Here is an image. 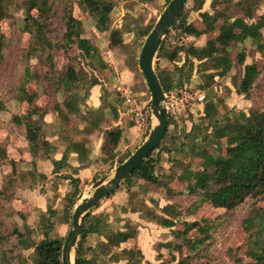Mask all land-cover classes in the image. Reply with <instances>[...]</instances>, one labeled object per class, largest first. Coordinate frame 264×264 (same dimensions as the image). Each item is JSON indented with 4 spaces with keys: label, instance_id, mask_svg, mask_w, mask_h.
Returning <instances> with one entry per match:
<instances>
[{
    "label": "trees",
    "instance_id": "trees-1",
    "mask_svg": "<svg viewBox=\"0 0 264 264\" xmlns=\"http://www.w3.org/2000/svg\"><path fill=\"white\" fill-rule=\"evenodd\" d=\"M57 1L60 0H0V63L4 58L3 49L10 42L1 32V23L13 18V11L18 7H22L25 12L21 33L29 35L27 46L20 49L27 64L24 75L16 88L17 94L15 93L14 96L23 106L26 104L27 109L25 113L15 115L13 121L25 128L24 138L28 143V155L31 157L29 160H31L32 168L27 171L20 170V165L15 160H12L11 164L14 175L22 173L26 174V177L22 176L23 178H34L32 183L28 184L30 188H35L36 177H46L37 172L38 159H51L54 171H59L68 165L69 154L76 152L80 166L74 167L75 171L90 164V140L80 137V134H92L96 131L102 135L101 161L103 162L114 161L117 158V148L123 135L119 127L102 126L108 112L113 115L114 120L118 119L116 107L107 103L104 97H101V105L98 108L90 107L86 103L91 88L101 84L100 77L94 71L102 72L110 66L102 57L100 48L83 35V20L74 14V0H64L62 14H58L61 33L59 36L53 35L55 32L53 19L56 17L54 9ZM167 1L169 3L170 0ZM204 1L195 0L194 9L201 10ZM79 2L81 9L94 18L96 29L109 33L108 46L111 49L127 46L124 43V33L132 30L126 31V29L111 27L110 14L114 4L110 0H79ZM259 6L260 0H238L236 2L234 0H212L213 13L210 11L200 13L205 25L203 30L187 22L184 10L172 28H177L191 36L198 37L203 34L210 36L203 46L191 44L183 49H185L188 61L192 57L196 58L201 61L200 65L203 70H214L207 75L211 80L216 75H226L235 61L241 64L242 71L235 78L234 84L238 92L245 95L250 94L255 81L262 73V67L255 58L251 63H246L248 55L245 50L238 52L235 60L230 50L235 45L251 39L256 45L257 52L260 53L264 67V42L262 40L264 14H258ZM138 25L134 30L138 36L145 39L152 25ZM166 47L164 40L158 57L167 56ZM72 48L78 50L75 56L70 54ZM58 50H62L68 58V67L57 72V76L48 77L47 80L53 89L52 95L57 92L63 95V100L56 101L53 106V111L57 113L61 124L59 135L67 145L61 160L51 158L57 147L48 140L47 123L43 120V115L50 109L44 108L39 103L41 93L49 91L43 82L45 76L42 77L29 63L32 58H39L42 63L45 60L50 66V71L56 74L52 63L54 52ZM168 56L174 59V56L170 54ZM82 61H85L92 69L90 74H86L83 67H77L76 64ZM191 65L193 69V61ZM183 67H177V69L181 70ZM188 74L184 76L180 73L177 78H174L167 70L158 72L165 92L183 86ZM29 85L34 87L31 92L28 90ZM81 85L85 87L83 94L79 90ZM49 101L50 97L46 102ZM221 104V100H215L213 97L206 98L204 117L210 120L209 124L194 123L192 129L186 133L187 141L184 140L179 147L180 150L188 148V151H191L195 157L201 159V167L194 170L182 158L173 160L175 170L170 174V181L177 179L184 183L187 193L194 197V201L185 210H182L177 203H168L159 210L161 213H158L157 208L145 202L142 208L136 207L131 210L140 211L142 218H156L159 224L171 228L173 239L156 245V250L159 252L158 257L161 256L162 248L169 249L170 262L161 261L158 264H189L188 257L183 255L184 247L195 251L203 250L207 239L210 238L212 224L205 219L188 220L183 216L184 211L187 214H194L205 203H211L216 208H224L232 212L248 198L253 199L252 207L243 219V227L249 233L248 254L253 258L251 264H264V105L263 108H252L249 113L235 110H231V113H222ZM4 109H6V104L0 98V112ZM172 121L170 119V125ZM80 123L83 128L79 127ZM168 130L156 149H167L164 148L163 140L169 135ZM224 138L227 139L225 144L223 143ZM154 151L118 188L125 183L129 192L133 194L131 188L135 179L147 184L168 186V182L160 180L156 174L158 160L153 157ZM167 151L172 150L168 148ZM131 154L129 152L120 158L119 164ZM176 169L181 170V173H178L179 170ZM80 183V178L71 176L72 190L64 197L67 203L65 213H69L71 220L73 213L69 210L73 211L75 208L80 193ZM167 191L174 196L175 190L168 188ZM20 215L26 221L27 214L20 213ZM56 215H58V210L52 206H49L45 212L38 211L37 224L42 232L41 238L37 241L34 238H28L27 234L31 232L29 228L27 226L18 227L12 231L18 241L15 244L11 243V237L4 229L3 222L0 221V264H13L16 256L13 245L18 244L22 249H33L34 264H63L62 247L66 237L52 234L55 225L53 217ZM26 225L30 224L26 221ZM194 230L198 231V235L190 236L189 233ZM91 234L102 237L103 240L99 241L98 247L105 255L113 252L111 256L113 262L107 261L105 264H119L122 259L126 260V264H154L145 261L144 254L139 247L122 248L114 252L115 248H120L124 242L136 236L137 227L126 222L124 227L115 229L105 212L94 214L92 210L83 218L82 234L75 250L76 264H93L97 259V256L94 258L87 256L88 250L95 251L93 247L87 245V238ZM175 253H179V259Z\"/></svg>",
    "mask_w": 264,
    "mask_h": 264
},
{
    "label": "rangeland",
    "instance_id": "rangeland-1",
    "mask_svg": "<svg viewBox=\"0 0 264 264\" xmlns=\"http://www.w3.org/2000/svg\"><path fill=\"white\" fill-rule=\"evenodd\" d=\"M60 1H57V5L54 9L56 13V17L53 19V28H55L54 36H59L61 33V22L58 14H62L64 0ZM110 1L114 4L113 10L110 14L111 27L126 29V31L128 29L132 30L127 31L124 34V39L128 45L126 47H117L113 53L108 51V48L103 45L104 43L109 42V33L98 31L95 27L94 18H92L88 12L81 9L79 0H74V14L83 20V35L100 48L102 57L107 60L110 66V68L102 72L94 71L101 79V86L98 84L100 89H96V94L94 93V89L93 91L91 90L89 97L86 99V103L88 105L91 104L92 107H94L93 104L100 102L101 100L99 99L104 97L107 103L116 107L118 119L114 121L113 115L108 112L102 126H116L115 122H117V124L122 122L121 113L127 114L128 117L126 122L129 123L133 120L138 126L136 132L139 131V134L136 136V133H134L131 136H126L124 131L125 129L127 130V128H124L122 125H117V127L122 129V136L124 137V142L122 139L117 148V158L114 161L109 162H103L99 159L95 160L94 163L96 164V170L93 175L88 179H84V181L81 180L80 193L77 202H79L82 197L89 195L90 186L97 179L112 173L114 168L120 165L119 159L129 152H134L149 134V131L147 130L148 128L140 127L135 120L136 110H143L149 108V106L151 108V91L149 90L145 77L139 67V54L145 39L138 36L134 28L138 24V26L152 25L153 27L166 8L168 1ZM236 1L238 0H234V2ZM211 2L212 0H205L202 9L196 10L194 9L195 0H188L184 8L187 22L193 23L199 29L203 30L205 25H203L201 21L200 13L204 11H210L213 13ZM257 12L258 14H264V0H260V6ZM24 19V9L18 7L13 11V18H9L1 23V32L10 40V42L8 41L9 45L3 49L4 58L0 63V98L6 104V109L0 112V221L3 222L4 229L9 233L12 244L18 243L15 234H12V231L18 227L24 228L27 226L31 231L27 234L28 238H34L36 241L42 236V232L37 224V220L39 219L38 211L35 212L34 215L32 214V211L27 209L33 204L31 199H29L32 195L28 194V192L34 193L40 191L42 195L47 194L49 197H52L53 194L57 192L53 187V184L50 182L51 179L49 180L46 177L42 178L38 176L35 178V188L37 190L28 187V184L32 183L34 178H25L26 174L22 173H19L17 176L14 175L11 164L12 160H15L20 165V170H29V167L26 166V164H28L27 156L29 148L28 143L24 138L25 128L23 125H19L13 121L15 115L23 112L25 113L27 109L26 104L23 106L20 100L14 97L16 88L24 75V69L27 64L25 58L20 52L21 48L27 46L29 40L28 34L21 33ZM13 23L15 24L14 26ZM262 34V40L264 42V29L262 30ZM209 37V35L204 36V34L198 37L191 36L177 28L171 29L165 37L167 46L166 53L174 56V59L172 60L168 54L167 56H157L155 59L156 71L163 72L167 70L174 78H177L180 73H183L185 76L189 72V76L187 75L189 79H185L183 86H179L176 89L179 90L187 85V88L192 90V92L202 91L205 93L206 98L213 97L215 100H221L222 113H231V110L249 113L252 108H263L264 67L262 66V60L260 58L257 59L260 56V53L257 52L254 42L251 39H247L243 43L235 45V47L230 50L231 56L234 60L236 59L238 52L245 50L248 55L246 62H251L256 57L255 60H257L259 66L262 67V73L255 81L250 94L245 95L240 94L234 84L235 78L242 71V65L237 61H235V64L226 75H216L213 80L208 78L207 75L214 72V70H203L200 65L201 61L196 58L192 57V59L188 61L185 49L183 48H187L191 44H194L195 46H203ZM75 53L78 54L76 48L70 49L71 55L75 56ZM192 61L193 69L191 67ZM29 63L42 77L45 76L43 82L45 87H48L49 90L41 93L39 103L44 108L50 109L46 113L48 114L46 116L48 120L54 119L51 124L46 126L47 136L50 140L56 135V133L59 134L60 131L59 125L61 124L57 113L53 111V106L56 101L59 102L63 100V95L61 92L52 95L53 89L48 83L49 80H47V78L57 76V72L68 67L69 60L62 50L54 52L52 64L54 65L56 74L50 71V66L45 60L42 63L39 58H32L29 60ZM76 65L78 68L83 67L86 74L92 72V69L85 61L77 63ZM182 66L184 67L181 70L177 69V67ZM28 90L31 92L34 90V87L29 85ZM41 90L43 89L41 88ZM79 90L82 94L85 93V87H83V85H81ZM99 93L101 95L98 99ZM126 95L134 99V105H131L130 102V104L126 102ZM49 97L50 101L46 102ZM91 97L95 99H91ZM205 102L200 103L201 106H199L198 103L194 107H187L186 111L178 116L176 120H173L172 124L169 125V135L163 140V145L164 148H170L172 150L171 152L162 148L160 150L156 149L153 153V157L158 160L156 162V174L160 180L168 182V186L147 184L144 181L135 179L134 185L131 188L133 194L132 192H129L127 184L124 183L120 188L116 189L110 197L101 200L98 203L99 206H95V208L92 209L94 214L105 212L109 216V221L115 229L124 227L125 220L136 225L138 224L136 237L133 240L123 243L120 248H115L114 252H118L122 248L141 247V245H139V242L141 241L144 247L141 248L144 252L145 261H151L154 264H158L161 261L170 262L171 254L169 253V249L162 248L160 251V258L158 257L159 252L156 250V245L160 242H164L169 236H171L170 240L173 239L171 228L167 232L162 231V229H156L157 227H150L146 222H137L133 219L137 214H132L136 211L131 210L136 207L138 209L142 208L144 202L149 206L157 208L158 213H161L159 210L168 203H177L181 206L182 210H185L194 201V197L187 193L184 183L177 179L170 181V174L175 170L173 160L177 158H182L183 161L186 164H190L194 170L201 167V159L195 157L191 151H188V148L180 150L179 147H181L184 140L187 141L186 133L192 129L194 123L197 124L202 122L204 124H209L210 120L204 117V110L202 111V106L205 105ZM78 125L80 128H83L82 123ZM90 135H94L96 143L99 141L100 135L96 131L92 134L83 133L79 136L89 139ZM61 139L63 140V138L60 137L58 141ZM226 140L227 139L224 138V144ZM55 142H57V140ZM186 146L188 147V145ZM176 170L178 171L179 169ZM178 173H181V170H179ZM23 175L25 176L24 178L22 177ZM58 180L62 179L58 178ZM62 184L66 185L63 181ZM67 187L69 191H66V193H69L72 190V186ZM168 188L175 190L174 196L168 193ZM57 200L58 199L56 198L55 201L57 203L58 215L53 217L55 225L52 234L66 237L71 228L72 220L69 218V213H65L67 210L66 200H64V198L62 200L59 199V201ZM50 201L51 198L48 199V203H50ZM252 202L253 199L248 198L232 212L227 211L224 208H216L211 203H205L194 214H187L184 211L185 215L183 216L188 220L199 221L205 219L212 224L210 238L207 239L203 250L195 251L188 247H184L183 255L188 257L189 264H251L253 258L248 254L249 233L243 227V219L251 209ZM260 204H262V202ZM73 211L69 210L70 213H73ZM20 213L27 214L26 221L27 224L30 225H26V221L22 219ZM139 213L142 218V213L140 211ZM143 219L145 221L152 219L157 222L155 220L156 218ZM139 232H143L144 234L137 240V237L140 235ZM189 235L195 237L198 235V231L194 230L189 233ZM100 240H103L102 237H99L96 234L88 236L87 245L93 247L95 251L92 252L88 250L87 256L89 258L97 256V259L93 264H105L107 261L113 262V260H111L113 252L105 255L98 247ZM13 246L15 247L14 251L16 254L13 259V264H34L32 261V249H22L20 244ZM175 254L177 259H179V253ZM122 258L125 257L122 256ZM119 264H126V260H120Z\"/></svg>",
    "mask_w": 264,
    "mask_h": 264
},
{
    "label": "water",
    "instance_id": "water-1",
    "mask_svg": "<svg viewBox=\"0 0 264 264\" xmlns=\"http://www.w3.org/2000/svg\"><path fill=\"white\" fill-rule=\"evenodd\" d=\"M187 2L188 0H170L145 38L139 54V67L151 91L152 127L144 142L123 163L115 167L112 173L97 179L90 186L89 195L76 203L71 228L62 247L63 264H76L75 250L82 234L84 216L101 200L109 197L147 159L169 128L167 97L155 68V59L165 37L180 17Z\"/></svg>",
    "mask_w": 264,
    "mask_h": 264
},
{
    "label": "crops",
    "instance_id": "crops-1",
    "mask_svg": "<svg viewBox=\"0 0 264 264\" xmlns=\"http://www.w3.org/2000/svg\"><path fill=\"white\" fill-rule=\"evenodd\" d=\"M207 35L208 34H204V36H207ZM124 43L127 44V42H126L125 39H124ZM103 45H104V47H107L108 48V51H110L111 53H113L115 51V49L117 48L116 47V48L111 49L108 46L109 45V42L104 43ZM259 58L261 59V56H259L257 59H259ZM105 61H107V60L105 59ZM251 62H246V63H251ZM98 86L99 85H95V86H93L91 88L92 91L94 89V93L95 94H96V91H97L96 89H100L99 87L101 85L99 87ZM91 90H90V93H91ZM100 95L101 94L99 93L98 94V99H99ZM91 99H95V98L91 97ZM99 100H101V98ZM100 105H101V101L98 102V103H94L93 104L94 108H98ZM202 105H204V104H202ZM89 106L92 107L91 104ZM199 106H201V104H199ZM203 110H204V106H202V111ZM47 115L48 114H46V113H45V115H43V120L48 125V124H51L54 121V119L48 120V118L46 117ZM52 116H53V114H52ZM127 117H128L127 114H122L121 113V119H122L121 121L122 122L119 123V124H117V122H115L116 126L115 125H112V126L109 125V127H117V125H122L124 128H127V130L125 129V131H124V134L126 136H131L134 133H136V136H137L139 134V131L136 132L137 129H138V126L135 124V122L133 120H132V122L127 123L126 122ZM114 121H116V120H114ZM126 125H128V126H126ZM59 126H58V128H59ZM59 134L56 133V135L54 137H52V139H50V141L57 147L56 152L51 155V158H54L56 160H61V158L63 157L64 152L66 150V147H67L66 143L62 139H61L62 141L61 140L58 141V139H60ZM89 139H90V147H91V153H90V156L89 157H90L91 162H90V164L87 167L80 168L78 171H75L73 169L74 167H79L80 166V160H79L78 154L76 152H71L69 154V157H68V160H67V164L68 165H66L65 167L61 168L59 171H54V165H53L51 159H43L42 158V159H38L37 160V164L36 165H37V172H38V174H41V175L46 176V178H48L49 180L51 179L50 182L53 184V187L55 188V190L57 192L54 193L52 197L47 196V194H43L42 195L40 191L34 192V193L28 192V194L32 195V197L29 198V199H31V201H32L33 204H32V206H30V208H27V209L29 211H32V214L35 215V212H37V211L45 212V211H47V209H48L49 206H52L54 209H57V203H56L55 199L57 198L58 199L57 201H59V199L62 200L65 197V195L67 194L66 191H69V189H68L67 186H72L71 185V176L72 177H75V178H80L82 181H84V179H88V178H90L93 175V173L96 170V164L94 163L95 160L96 159L101 160V158H102L101 146H102V143H103V137L100 135L99 141L97 142L98 144L96 143V138L94 137V135H90V138ZM122 139H123V142H124V137L123 136H122L121 140ZM56 140H57V142H55ZM120 143H121V141H120ZM29 157H28V164H26V166H28L29 169H31L32 168L31 160H29V159H31V157L30 158ZM24 169H28V168H24ZM58 178H61L62 180H58ZM62 181L64 183H66V185L62 184ZM65 186H66V188H65ZM34 190H37V189L34 188ZM48 197L51 198L50 203H48V199H49ZM136 212L135 213H132V214H137L136 217L133 218L137 222H142V223L146 222V224L149 225L150 227H157L156 229H162V231H167L168 232V230L170 229L169 227H164L163 225L159 224L158 222L153 221L152 219L149 220V221H145L143 218L140 217L139 211H136ZM126 222H128V221L125 220L124 225H125ZM130 223L133 224L132 222H130ZM133 225L135 226L136 224H133ZM136 227H137V231H138V224L136 225ZM139 233H140V235L137 237V240L144 234L143 232H139ZM150 235H152V234H150ZM170 237L171 236H169L166 240H164V242L169 241L170 240ZM133 239H130V240H133ZM161 241H163V240H161ZM139 245H141V247L144 248L141 241L139 242ZM141 247H140V249L142 250ZM142 252H143V250H142ZM143 254H144V252H143Z\"/></svg>",
    "mask_w": 264,
    "mask_h": 264
},
{
    "label": "built area",
    "instance_id": "built-area-1",
    "mask_svg": "<svg viewBox=\"0 0 264 264\" xmlns=\"http://www.w3.org/2000/svg\"><path fill=\"white\" fill-rule=\"evenodd\" d=\"M185 85L183 88L177 90L172 89L168 92H165L167 97V109L169 113V117L172 120H176L178 116H180L183 112L186 111L187 107H194L196 104L204 103L206 99V95L202 91L192 92V90L187 88ZM126 102L134 105V99L130 98L126 95ZM129 103V104H130ZM136 122L140 127L148 128L150 131L153 124V115L152 110L149 108L143 110H136Z\"/></svg>",
    "mask_w": 264,
    "mask_h": 264
}]
</instances>
